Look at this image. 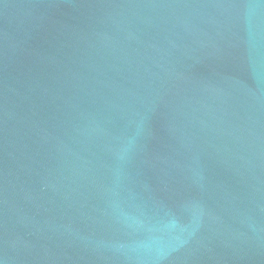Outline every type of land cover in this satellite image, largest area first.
Masks as SVG:
<instances>
[{
  "label": "water",
  "instance_id": "1",
  "mask_svg": "<svg viewBox=\"0 0 264 264\" xmlns=\"http://www.w3.org/2000/svg\"><path fill=\"white\" fill-rule=\"evenodd\" d=\"M0 264H264V0H0Z\"/></svg>",
  "mask_w": 264,
  "mask_h": 264
}]
</instances>
